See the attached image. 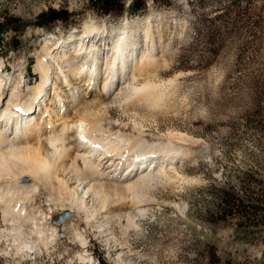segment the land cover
I'll return each mask as SVG.
<instances>
[{"label": "rangeland", "instance_id": "rangeland-1", "mask_svg": "<svg viewBox=\"0 0 264 264\" xmlns=\"http://www.w3.org/2000/svg\"><path fill=\"white\" fill-rule=\"evenodd\" d=\"M145 1L144 12L131 14L133 0H124L125 12L116 16L93 9L90 0H0V21L16 18L21 27L18 34L5 33L0 45L1 77L7 92L14 82H20L25 91L39 79L35 66L45 57L46 42L52 46L47 53L61 47L60 55L76 51L79 44L86 43V51L96 44L109 45L98 59L90 54L94 63L85 62L84 70L80 67L83 78L94 68L95 81L101 86L98 77L104 70V55L109 52V59L111 46L119 43L123 57L118 61L123 62L126 28H132L141 37L136 47L155 58L154 68L123 85L114 95L115 105L107 110L96 106L94 115L105 135L120 132L130 146L143 142L167 147L173 142L176 146L170 145L168 151L174 152L181 144L180 150L194 152L190 159L177 165L165 162L164 167L147 174L127 200L116 204L114 197L105 201L100 194L94 204L87 205L83 202H88V195L82 201L77 195H65L62 189L46 187L49 174L25 158L0 156V192L1 187L12 193L28 186L10 205L43 226L41 236L13 232L0 237V264H210L212 251L219 264H264V225L239 230L238 217L221 221L215 200L223 189L242 197L239 180L246 173L264 176V108L258 107L260 98L252 90L254 81L264 78V0H253L247 13L226 9L234 2L244 8L245 0ZM49 10L67 11L71 17L48 28L37 26L38 16ZM83 32H91L93 38L84 42ZM147 36H151L154 50L142 42ZM98 61H102V69ZM135 64L136 54L132 66ZM146 85L161 90L164 110L148 112L134 107V98ZM155 155L154 159L164 161ZM137 161L134 166L144 163ZM128 200L144 209L140 216L117 214V205L130 204ZM81 206L86 209H78ZM110 212V219L105 220L102 216ZM66 213L71 217L57 224ZM32 226L26 224L22 229L30 232ZM114 244L121 252L118 258L109 252Z\"/></svg>", "mask_w": 264, "mask_h": 264}, {"label": "bare ground", "instance_id": "bare-ground-1", "mask_svg": "<svg viewBox=\"0 0 264 264\" xmlns=\"http://www.w3.org/2000/svg\"><path fill=\"white\" fill-rule=\"evenodd\" d=\"M89 27L85 28V32L88 31ZM126 29L128 40H126L125 50L127 53L124 54V61L121 63L118 61L122 56L121 45L119 47V43L113 44L110 58L108 59L109 52L104 55V60L106 59L103 63L104 70L100 71L102 75L98 77V81L101 80L102 82L101 86L95 81L98 75L94 72V68H92L93 72L87 71V76L83 78L80 76V67L84 70L83 64L85 62L94 63L92 59L89 60L90 54L93 58L98 59L100 55L103 56L109 45L102 47L96 44L95 48L86 51V43L79 44L77 46L81 47L76 51L60 55L61 47L60 49L55 47L52 53H47L52 46L48 47L50 42H46V46L43 48L46 50L45 57L42 60L39 59L35 66V72L40 77L35 80L33 85H28L25 91L21 90V86L19 87L20 82H14L10 91L5 90L6 83L1 77L3 62L0 61V115L3 121L9 125L7 129L0 128V156L9 155L25 158L26 161L28 160L30 163L37 165L49 174L50 178L44 184L46 187L56 190L62 189V193L65 195H77L82 201L88 195L86 199L88 202H83L86 205L94 204L95 196L100 194L105 196V201L108 196L114 197L115 201L113 203L116 204L121 200H127L130 195L135 194L134 188L140 185L147 174L150 176L153 172L161 169L163 163L177 165L179 161L194 156L191 149L180 150L182 147L178 143L179 146L174 152L168 151L170 145L176 146L173 142H170L167 147L147 145L143 142L133 143L130 146L129 139H124L120 132L105 135L102 131L99 120L94 115L97 113L94 108L99 106L100 109L107 110L113 104L115 105L117 99L114 95L117 92L119 93L123 85L125 87L131 84L134 79L148 75L154 68L155 58L141 51L140 47H136L138 42L141 43L139 41L141 37L136 32H132V28ZM85 32L82 33L84 42L93 38L91 32ZM142 42L144 44L147 42V49H155L151 36H147V39ZM133 47L136 49L132 53ZM128 53L130 55H127ZM135 54L136 64L133 67L132 59ZM100 64H102V61L98 63V68L102 69ZM88 68H91V66ZM129 68L130 70H128ZM124 69L128 70L124 73L125 77L122 76ZM49 79L52 80V84L47 86L46 82ZM94 84L97 85L94 87ZM112 87H114V90H111ZM143 88L138 91V95L134 98L133 103L137 104L134 107L148 112L164 110L165 103L161 90L152 85H146ZM95 90H98V92L95 93ZM47 92H49L48 99L45 98ZM43 96L47 102L42 114L37 115L35 108L38 107ZM32 111L35 112L31 113ZM48 124L51 127H47ZM176 139L182 140L183 137H176ZM129 154H132V157H128ZM155 154H158V157L164 161L154 159L157 158ZM150 157L155 161L150 160ZM129 159L130 161L135 160L131 163ZM104 160L107 162H104ZM137 160L143 161L145 164L141 163L134 166L135 163L139 162ZM173 160H176V162L173 163ZM160 162H162V165L156 167ZM142 167L145 169L144 171H141ZM171 169L174 170L175 166ZM120 171L121 173H118ZM22 188H28V186H22L21 189L18 188L12 193H5V189L1 187V238L13 232L23 236L24 234H37L39 236L43 234L41 228L43 226L36 225L33 222L34 219H29L25 215L26 212H22V209H15L14 205H10L16 196L17 199H20L25 191ZM32 190L34 191L36 188ZM7 196L10 197L9 201L5 199ZM128 201H130V204H127L126 201V203L123 202V204L117 205L120 206L117 214L123 218L140 216L144 209H138L140 204H131L133 200ZM83 208L81 206L78 209L83 210ZM100 209L99 211H101ZM69 212H72V210H69ZM112 213L110 212L102 217L108 220ZM26 224L33 225L30 228V230H33L27 232L24 228L22 229V226L25 227ZM106 234L108 235L107 232ZM109 252L116 258L121 254L120 249L115 244L109 247Z\"/></svg>", "mask_w": 264, "mask_h": 264}, {"label": "trees", "instance_id": "trees-1", "mask_svg": "<svg viewBox=\"0 0 264 264\" xmlns=\"http://www.w3.org/2000/svg\"><path fill=\"white\" fill-rule=\"evenodd\" d=\"M124 0H90L91 7L104 15L121 16L125 12ZM247 2L244 8L238 6L234 2L227 10H241L242 13H247V9L253 0H245ZM146 10L145 0H133L130 13L139 14ZM71 14L67 11L49 10L38 16L36 25L42 28L50 27L58 21L66 22L70 19ZM7 32L18 34L21 32L20 22L16 18H4L0 21V45L3 42L2 36ZM254 81L252 90L259 99L258 107L264 108V78H258ZM262 109V108H261ZM242 197L237 196L230 190H218V195L215 200L218 203L217 216L221 221L227 218L238 217L237 228L239 230L257 228L264 225V176L258 172L246 173L239 180ZM210 264H219L220 261L215 251L211 252ZM229 264H231L229 262Z\"/></svg>", "mask_w": 264, "mask_h": 264}, {"label": "water", "instance_id": "water-1", "mask_svg": "<svg viewBox=\"0 0 264 264\" xmlns=\"http://www.w3.org/2000/svg\"><path fill=\"white\" fill-rule=\"evenodd\" d=\"M71 217V215L69 213L64 214L63 216H61L59 222H57V224H61L66 222L69 218Z\"/></svg>", "mask_w": 264, "mask_h": 264}]
</instances>
